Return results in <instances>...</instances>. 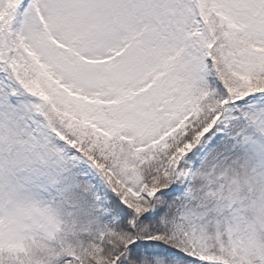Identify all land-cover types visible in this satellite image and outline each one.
<instances>
[{
	"label": "snow or ice",
	"instance_id": "6c2138e0",
	"mask_svg": "<svg viewBox=\"0 0 264 264\" xmlns=\"http://www.w3.org/2000/svg\"><path fill=\"white\" fill-rule=\"evenodd\" d=\"M0 264H264V0H0Z\"/></svg>",
	"mask_w": 264,
	"mask_h": 264
}]
</instances>
